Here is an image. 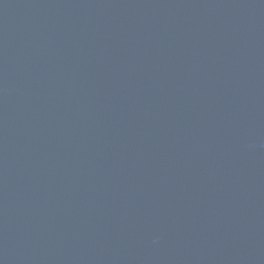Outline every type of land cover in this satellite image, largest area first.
<instances>
[{
	"label": "water",
	"instance_id": "95a60500",
	"mask_svg": "<svg viewBox=\"0 0 264 264\" xmlns=\"http://www.w3.org/2000/svg\"><path fill=\"white\" fill-rule=\"evenodd\" d=\"M0 264H264V0H0Z\"/></svg>",
	"mask_w": 264,
	"mask_h": 264
}]
</instances>
